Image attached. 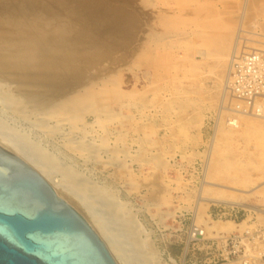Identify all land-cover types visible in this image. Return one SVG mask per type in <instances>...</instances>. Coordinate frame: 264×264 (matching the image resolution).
Returning <instances> with one entry per match:
<instances>
[{
	"label": "rangeland",
	"instance_id": "1",
	"mask_svg": "<svg viewBox=\"0 0 264 264\" xmlns=\"http://www.w3.org/2000/svg\"><path fill=\"white\" fill-rule=\"evenodd\" d=\"M167 20L179 29L168 28ZM0 25L1 38L35 35L33 41L52 50L45 51L52 57L48 72L42 66L36 76L23 78L19 64L10 62L14 48L0 44V137L26 156L38 150L51 158L54 180L68 170L88 188L84 195L57 191L87 222L101 217L124 256L116 257L117 264L152 263H143L110 216V201L131 211L138 242L153 251L156 264H261L264 111L248 121L239 117L233 129L223 80L156 71L148 52L171 44L175 62L184 53L179 47L199 45L205 34H230L244 52L260 48L264 0H0ZM48 34L56 35L51 40ZM71 96L89 97L81 112L86 124L72 132L44 114L49 103ZM82 145L87 148L73 150ZM199 190L204 198L234 204L211 200L198 207ZM225 222L241 226L220 230ZM245 231L251 237L244 235L240 245L229 237Z\"/></svg>",
	"mask_w": 264,
	"mask_h": 264
},
{
	"label": "bare ground",
	"instance_id": "2",
	"mask_svg": "<svg viewBox=\"0 0 264 264\" xmlns=\"http://www.w3.org/2000/svg\"><path fill=\"white\" fill-rule=\"evenodd\" d=\"M169 18V17H168ZM171 19V18H170ZM176 19V18H175ZM174 19V20H175ZM174 20H167L164 21L163 23L166 22V25L168 28L169 26L171 28H175L177 29V24L174 22ZM1 26V25H0ZM165 26V27H166ZM240 26V25H239ZM3 27V26H1ZM8 28V27H7ZM240 28V27H239ZM179 29V28H178ZM224 29V28H223ZM228 30V29H227ZM230 30V33H231V29ZM228 30V31H229ZM236 30V29H234ZM234 30H232V33H234ZM239 30V29H238ZM237 30V31H238ZM3 31V30H2ZM201 31V30H200ZM227 31V32H228ZM241 31V30H240ZM239 31V32H240ZM211 32V31H210ZM217 32V31H216ZM226 32V29L225 31ZM241 32H244V31H241ZM3 33V32H2ZM184 33V32H183ZM195 34H199V33H196V32H192V34L194 35ZM223 33V31L221 32ZM1 34V33H0ZM225 34V33H223ZM238 34V33H237ZM23 35L24 34V31H23ZM49 36L46 37V39H51L53 40V38H55V35L56 34H52V36H50V34H48ZM63 35V34H62ZM202 35H204V33H202ZM233 35V34H232ZM192 36V35H191ZM234 36V35H233ZM237 36V35H236ZM17 37V38H16ZM25 36L23 37H20L19 35L18 36H12V37H9V36H3L2 35V38H1V41H0V44H4L5 45V49H9V48H14L12 52V55L10 56V62L13 61L15 64H19V67L21 68L20 69V73L22 74L23 78H27L29 76H33L35 75V73H39V69L43 66V68H47V72H48V69H51V66L52 65H49L51 64L52 62V57L49 58V55H46V53L48 54L50 51V49H48V45L45 47V46H41L38 42L36 41H33V39H35V35H34V38H31L30 39H25L24 38ZM58 37V35H57ZM264 37V36H263ZM193 39V38H192ZM233 39V38H232ZM231 39V35L230 34H227L225 36H212V37H206V34L204 36V38L202 39V42L201 44L199 45H191V46H187V45H184L182 47H179L181 48L182 50H184V53H183V56L180 57V59H177L175 62L174 60H172V56L171 54L169 53V51H171L170 49L172 48V45L171 44H164V43H159V44H156V46L152 49H151V52H148L149 53V58L152 62V64L155 65L156 67V71H160L162 70L163 72H167L169 73V71L171 72L172 71V75H174L175 72H182V75H183V78L185 80V78L189 77L188 79L190 78H200L201 76L208 74V75H215L218 79V80H223L224 82V88H227L228 86V80H229V75H230V71H231V67H232V64L234 61H236L238 58H239V55H245L249 52L246 51L244 52V48L243 50L240 48V50H238L239 48L235 47L236 46V41L234 40V42L231 43L232 41ZM237 39V38H236ZM243 40V39H242ZM165 41V40H164ZM263 41V40H262ZM253 43V42H252ZM255 44V43H254ZM239 45V44H238ZM240 47V46H238ZM242 47V46H241ZM178 48V47H177ZM248 48V47H247ZM251 48V47H250ZM253 48V47H252ZM257 48V47H256ZM7 49V50H8ZM175 49V48H174ZM48 50V51H47ZM173 50V49H172ZM46 51V53H45ZM240 51V52H238ZM52 52V50H51ZM50 52V53H51ZM9 53V51H8ZM6 52V54H8ZM11 54V53H9ZM173 54V53H172ZM175 54V53H174ZM173 54V56H174ZM53 56V53L51 54ZM179 55V54H178ZM194 55H198L200 60L199 61H195L194 60ZM179 58V57H178ZM173 61V62H172ZM9 62V60H8ZM150 62V63H151ZM12 63V62H11ZM13 64V63H12ZM14 64V65H15ZM21 64V65H20ZM48 65V66H47ZM17 66V65H16ZM145 66V65H144ZM13 67V66H12ZM11 68V67H10ZM14 68V67H13ZM17 68V67H16ZM146 68V66H145ZM148 68V67H147ZM9 69V68H8ZM15 69V68H14ZM18 69V68H17ZM158 69V70H157ZM22 70V71H21ZM41 70V69H40ZM8 71V70H7ZM175 71V72H174ZM19 72V70H18ZM17 72V73H18ZM46 72V74H47ZM153 72V71H152ZM43 73V72H41ZM157 73V72H156ZM16 74V73H15ZM19 74V73H18ZM20 74V75H21ZM50 74V73H49ZM171 74V73H170ZM12 75V74H11ZM38 75V74H37ZM36 76V75H35ZM39 76V75H38ZM47 76V75H46ZM175 76V75H174ZM177 76V75H176ZM171 77V76H170ZM174 78V77H172ZM179 78V77H178ZM31 79V77H30ZM28 80V79H27ZM43 80V79H41ZM175 80V79H174ZM177 80V79H176ZM44 81V80H43ZM219 83H222L220 82ZM28 82V81H26ZM144 82V81H143ZM176 82V81H175ZM195 82V81H194ZM217 82V81H216ZM39 83V81H38ZM42 83V82H41ZM178 84V82H176ZM202 83V82H201ZM46 84V83H45ZM175 84V83H174ZM151 85V84H150ZM173 85V84H172ZM33 86V85H31ZM184 86V85H183ZM200 86V85H199ZM208 86V85H206ZM221 85H219V88H220ZM142 87V86H141ZM144 87V86H143ZM181 87V86H180ZM175 88V87H174ZM200 88V87H199ZM202 88V87H201ZM204 88V87H203ZM180 89V88H179ZM178 89V90H179ZM215 89V88H214ZM200 90V89H199ZM205 90V89H204ZM217 90V89H216ZM219 90V89H218ZM118 91V89L116 90ZM215 91V90H214ZM213 91V92H214ZM228 91V90H226ZM176 92V91H175ZM181 92V91H180ZM193 92V91H192ZM210 92V91H209ZM178 93V92H177ZM188 93V92H187ZM216 93V91H215ZM185 94V93H184ZM189 94V93H188ZM229 94V92H228ZM7 95V94H6ZM16 95V94H15ZM214 95V94H213ZM223 95V94H222ZM13 96V95H12ZM136 96V95H135ZM183 96H186V95H183ZM215 97V95H214ZM222 98V96H221ZM89 101V97L86 96V98H81V99H75L74 96L72 97H65V98H62V99H58L54 102H51V104L49 103L47 107H45V110H44V114H46L47 116H49L50 118H53L54 119V123L56 122L57 125H67L70 129V131H75L76 127L82 123V114L81 112L84 109H82L85 104L87 102V100ZM11 100V99H10ZM105 100V99H104ZM12 101L13 98H12ZM226 101V100H225ZM221 102V101H219ZM69 103V104H68ZM17 104V103H15ZM22 104V103H21ZM14 107V106H13ZM87 108V107H86ZM222 108V107H221ZM87 110L90 112L91 110V107H88ZM219 112V111H218ZM221 112V110H220ZM18 113V112H17ZM94 113V112H93ZM43 114V115H44ZM115 114V113H114ZM87 115V114H85ZM97 115V113L95 114ZM84 116V115H83ZM93 116V115H91ZM263 116V115H262ZM261 116V117H262ZM38 117V116H37ZM46 117V116H44ZM245 118V117H244ZM249 118V117H247ZM251 118V117H250ZM45 119V118H44ZM85 118H83L84 120ZM95 119V118H94ZM218 119V118H217ZM221 119V118H220ZM234 118H231L229 117L228 118V122L230 123L229 125L233 127V129H236L238 128V124H237V120H233ZM246 119V118H245ZM253 118H251L250 120H252ZM41 120V119H40ZM51 120V119H50ZM93 120V119H92ZM97 120V119H96ZM95 120V121H96ZM130 120V119H129ZM133 120V119H132ZM227 120V119H226ZM247 120V119H246ZM262 120V119H261ZM52 121V120H51ZM104 121V120H103ZM231 121V122H230ZM248 121V120H247ZM246 121V122H247ZM255 121V120H254ZM35 122V121H34ZM100 122V121H99ZM98 123V122H97ZM48 124V123H47ZM53 124V123H52ZM83 124V123H82ZM81 124V125H82ZM86 124V123H84ZM83 124V125H84ZM89 124V123H87ZM91 124V123H90ZM109 124V123H108ZM253 124V123H251ZM250 124V125H251ZM95 125V124H94ZM249 125V126H250ZM50 126V125H49ZM248 126V125H246ZM43 127V126H41ZM53 127V125H52ZM51 127V128H52ZM61 127V126H60ZM66 127V126H65ZM82 127V126H81ZM87 127V126H85ZM93 127V126H92ZM251 127V126H250ZM50 128V129H51ZM59 128V127H58ZM57 128V129H58ZM142 128V127H141ZM48 129V130H50ZM68 129V130H69ZM85 129V128H84ZM89 129H91V127H89ZM214 129V128H213ZM82 130H83V127H82ZM81 130V131H82ZM94 130V133L96 134L95 132V129ZM52 131V129L50 130ZM54 133H55V129L53 130ZM60 131V130H59ZM64 131V130H63ZM97 131V130H96ZM104 131V130H103ZM67 132V131H65ZM83 132V131H82ZM101 132V131H100ZM106 132V129L105 131ZM44 133V132H43ZM51 133V132H50ZM80 133V132H78ZM87 133V132H86ZM84 132V134H86ZM103 133V132H102ZM63 134V133H61ZM77 134V133H76ZM81 134V133H80ZM79 134V135H80ZM98 134V133H97ZM96 134V135H97ZM104 134V133H103ZM59 135V134H58ZM68 135V134H67ZM75 135V134H74ZM83 133L81 134V137H82ZM88 135V134H86ZM102 135V134H101ZM107 135V133H106ZM105 135V136H106ZM112 135V134H111ZM71 135H69L70 137ZM89 136V135H88ZM91 136V135H90ZM100 136V134H99ZM73 137V136H72ZM80 137V136H79ZM93 137V136H92ZM91 137V139H92ZM108 137V136H107ZM123 137V136H122ZM77 138V137H76ZM84 139L87 138L86 136L83 137ZM89 138V137H88ZM96 138H98V136H96ZM106 138V137H104ZM65 139V138H63ZM95 139V137H94ZM66 140V139H65ZM68 141V140H67ZM79 141H81L79 139ZM87 141V140H86ZM91 141V140H90ZM95 141V140H93ZM70 142V141H69ZM75 142V141H74ZM78 142V141H77ZM84 143V141H83ZM89 144V142H86ZM96 143V142H95ZM100 143V142H99ZM68 144V143H66ZM75 144V143H74ZM93 143H91L92 145ZM101 144V143H100ZM81 145V144H80ZM79 145V146H80ZM83 145H86V144H83ZM82 145V146H83ZM0 146L5 148L6 150L10 151L11 153H13L14 155H16L17 157H19L23 162H25L28 166H30L32 169H34L37 173H39V175H41L48 183L49 185L55 190V192L57 193V195L59 197H61L63 200H65L67 203L68 201L65 199V197H63L61 195V193H59L57 191V188H63L65 190H69L68 192H76L78 195H84V193H86V191L88 190V188L82 184V183H79L75 178L76 176L73 175L72 171H68V170H65V171H62V175L59 173V175L62 176V178L60 179H57V180H54V176L52 177L50 175V169H52V164H53V161L51 160V158L47 157L44 153L40 152V151H33V152H30L31 155H27L26 154H22L21 152H19L18 150H14V148L10 147L7 145V143L5 142V140H2L1 137H0ZM96 146V148H98V145H94ZM104 146V145H103ZM107 146V145H106ZM74 149L73 150H80L83 149L85 150V146L83 147H80L79 149H77L76 147L78 146H73ZM92 147V146H91ZM76 148V149H75ZM103 148V147H102ZM71 149V150H72ZM101 149V148H100ZM99 149V150H100ZM72 150V151H73ZM106 150V149H105ZM111 150H113L111 148ZM110 150V151H111ZM43 151V150H42ZM81 151V152H82ZM124 151V150H123ZM114 152V151H113ZM122 152V151H121ZM33 153V154H32ZM107 153V152H106ZM85 154H88V153H85ZM90 154V153H89ZM92 154V153H91ZM99 154V153H98ZM109 154V153H108ZM83 155V154H82ZM80 155V157L82 156ZM87 156V159L88 158V155H85V157ZM100 156V155H99ZM104 156H105V151H104ZM108 156V155H107ZM91 157V156H90ZM95 157V156H94ZM93 157V158H94ZM92 159V157H91ZM96 160H97V157H96ZM130 162V161H129ZM104 164V163H103ZM62 165V164H61ZM118 165V164H117ZM55 166V165H54ZM56 167V166H55ZM119 167V166H118ZM64 169V168H63ZM69 169V168H68ZM62 170V169H60ZM55 171V169H54ZM54 175H57V174H54ZM202 183V182H201ZM205 183V182H204ZM201 187V186H200ZM199 187V188H200ZM93 190V189H92ZM89 191V190H88ZM104 192V191H103ZM197 206L198 205H201L202 203H209L208 201H213L211 202L210 204H218V203H225V204H234L232 202H229V201H225V200H217V199H209V198H204V196L202 197L201 193H200V190L197 194ZM100 196L102 197V194L100 193ZM85 197V196H84ZM196 197V196H195ZM83 198V197H82ZM81 198V199H82ZM88 198V197H86ZM105 199V198H104ZM108 199V198H107ZM111 199V198H110ZM104 202V201H103ZM195 205V203H194ZM241 205V204H240ZM242 207H246V205H241ZM199 207V206H198ZM108 208H109V212H110V216L111 217H114L117 221L116 222H120V227H122L123 231L125 232V234L127 235V237L129 238L130 240V243L133 245L134 247V250L137 252V254L139 255L140 254V258L143 259V263L144 261H149L150 263H154L156 264V261H155V257H154V254H153V251L151 252L150 250H146L145 247L147 246H144V245H141L138 241H139V238H138V227L135 223V220L132 218V215L129 213V211H127V209L124 208V206L122 204H118L116 203L115 201L113 202H109L108 204ZM201 208H203L201 206ZM196 209V208H195ZM90 210V209H89ZM194 210V209H193ZM203 211V209H201ZM258 212L260 211L259 209L257 210ZM195 212L197 213V210H195ZM194 212V213H195ZM103 213V212H102ZM261 214V213H260ZM92 216V215H91ZM97 216V214H96ZM95 215L92 216L93 219L92 221H88V223L90 224V226L93 228V230L97 233V235L99 236V238L105 243L107 249L109 250L110 254L112 255V257L114 258V260H116V257H124L122 256L123 254L121 253V249L118 247V244H116V241L114 238V235H112L110 233V230H107L105 227H104V224L101 222V217L100 218H97ZM105 217V216H104ZM241 226V225H240ZM215 227V226H214ZM220 230H224V231H228L229 229H233L235 228V226L231 225V223L229 222H225L223 223L221 226H220ZM237 227V226H236ZM125 235V236H126ZM126 237V238H127ZM123 250V249H122ZM135 252V253H136ZM124 253V251H123ZM134 253V254H135ZM142 254V256H141ZM125 260V258H124ZM142 261V260H141ZM117 263V262H116ZM119 264V263H118ZM146 264V263H145Z\"/></svg>",
	"mask_w": 264,
	"mask_h": 264
},
{
	"label": "water",
	"instance_id": "3",
	"mask_svg": "<svg viewBox=\"0 0 264 264\" xmlns=\"http://www.w3.org/2000/svg\"><path fill=\"white\" fill-rule=\"evenodd\" d=\"M0 264H117L87 220L1 146Z\"/></svg>",
	"mask_w": 264,
	"mask_h": 264
},
{
	"label": "built area",
	"instance_id": "4",
	"mask_svg": "<svg viewBox=\"0 0 264 264\" xmlns=\"http://www.w3.org/2000/svg\"><path fill=\"white\" fill-rule=\"evenodd\" d=\"M228 92L232 105L230 114L233 118L261 117L264 111V46L239 57L233 62ZM241 224H235L239 228ZM251 237L250 232H236L233 237L235 244L240 245L243 236ZM264 264V260L261 261Z\"/></svg>",
	"mask_w": 264,
	"mask_h": 264
}]
</instances>
